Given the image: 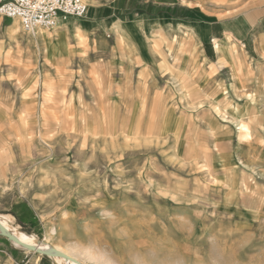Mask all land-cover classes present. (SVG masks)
I'll use <instances>...</instances> for the list:
<instances>
[{"label": "rangeland", "instance_id": "374dc122", "mask_svg": "<svg viewBox=\"0 0 264 264\" xmlns=\"http://www.w3.org/2000/svg\"><path fill=\"white\" fill-rule=\"evenodd\" d=\"M92 1L152 21L115 43L0 16V221L79 264H264V76L231 65L264 71V0ZM0 264L70 263L2 232Z\"/></svg>", "mask_w": 264, "mask_h": 264}, {"label": "built area", "instance_id": "2783aa9c", "mask_svg": "<svg viewBox=\"0 0 264 264\" xmlns=\"http://www.w3.org/2000/svg\"><path fill=\"white\" fill-rule=\"evenodd\" d=\"M86 14L81 0H0V16L19 20L31 34L42 29L54 31L61 18L80 19Z\"/></svg>", "mask_w": 264, "mask_h": 264}, {"label": "crops", "instance_id": "0c3cea01", "mask_svg": "<svg viewBox=\"0 0 264 264\" xmlns=\"http://www.w3.org/2000/svg\"><path fill=\"white\" fill-rule=\"evenodd\" d=\"M181 6H183L184 8L187 7L186 5H183V4H181ZM117 7H118V12L117 11L115 12V15L114 17H112V20L107 19L108 11L103 10L100 6H98V4H97V7L93 10V12L90 15H86L84 17V18H87V20H83V21L76 20L78 18H74V17L61 18L59 26L57 29L54 30V32L58 31L64 37H67L68 40L70 41L73 39H77V34L83 31L85 32L86 31H108L109 28H111L113 31H116V32L117 31H142V30L144 31V29H146V25L144 23L145 20L148 19L152 21L151 18H146L144 15L138 14V12L142 9V7H138L134 10H131L129 5L126 4L125 9L120 10V3H118ZM163 17H167L169 19H174V20H180V21H174V22L172 21V22L166 23L165 24L166 27L164 26L161 27L162 30L175 31L177 29V25L178 26L184 25V24L182 25V22H181L182 18H177L173 16L171 17L170 15H163ZM100 19L104 20L102 21L103 25H99L98 23L94 25V21L100 20ZM154 24H156V22L147 25V28L153 27ZM76 26L78 27L76 28ZM138 26L140 27V29ZM215 31H219V30L216 29Z\"/></svg>", "mask_w": 264, "mask_h": 264}, {"label": "bare ground", "instance_id": "6f19581e", "mask_svg": "<svg viewBox=\"0 0 264 264\" xmlns=\"http://www.w3.org/2000/svg\"><path fill=\"white\" fill-rule=\"evenodd\" d=\"M82 1H84L86 4H88V5H93V6H95V4H93V1L92 0H82ZM86 8H87V6H86ZM87 13H88V8H87ZM87 15V14H86ZM63 20V19H62ZM62 22V21H61ZM164 25V24H163ZM78 26H76V28H77ZM80 27V26H79ZM162 26H160L159 28L162 30V28H161ZM75 28V27H74ZM37 32V31H36ZM36 32H34V33H36ZM62 32V31H61ZM142 32H144V31H142ZM163 32L165 33V34H169V32L170 31H167V30H163ZM212 32V31H211ZM49 34V33H48ZM67 34H68V32H67ZM122 34H123V32L122 31H117V33H116V39H115V43H118V42H120L121 41V39H122ZM37 34H35L34 36H33V39H37ZM51 37V36H50ZM49 37V38H50ZM48 38V37H47ZM43 39V38H42ZM68 39V38H67ZM54 41V40H53ZM70 41H72V40H70ZM43 42V41H42ZM114 43V44H115ZM229 48H228V50L230 49V47H232V45H230L229 44V46H228ZM217 48V50L219 51V46H217L216 47ZM240 53V52H239ZM239 55V54H238ZM232 58V57H231ZM232 62H233V64H231L232 65V67H233V69L236 71V72H241L242 70H247L248 72H249V74H256V75H258V76H264V71L263 70H260L259 68H256V66L257 65H255V62L253 61V60H251L249 63H246V64H244V65H242V61L240 62V60H234V59H232ZM235 74V73H234ZM244 74V73H243ZM147 90V89H146ZM261 91H263L264 92V89L263 88H261ZM143 94V89L142 88H140V90H139V92L137 93V95H142ZM232 102V101H231ZM123 104V103H122ZM243 105V104H242ZM250 105V104H249ZM236 109V108H235ZM237 111V110H236ZM249 115V114H248ZM240 116V115H239ZM247 119V118H246ZM135 125V124H134ZM187 128V127H186ZM133 130H134V128H133ZM133 135V134H132ZM37 137V136H36ZM39 137V136H38ZM40 139V138H39ZM94 147V146H93ZM50 148V147H49ZM234 205V204H233ZM11 217V216H10ZM10 217H7V218H5V219H3V220H1L0 221V234L3 232H5V230L8 232V233H10L11 235H13V236H15L17 239H19V240H22V241H24V242H26V243H28V244H32V241H33V243L35 244V246H40V248L42 249V251H49V250H51V251H53V254L51 255V258L52 259H54V260H56L57 262H61L63 259H65V257L64 256H61V255H59V254H57L56 253V251H58V252H60V253H63V254H65V255H67L68 257H70L71 259H73V261L72 262H70V261H68L67 259H65L67 262H69L70 264H79L78 262H80L79 260H78V257H77V254L76 253H73L72 251H69V250H63L62 248H60V247H55V249L54 248H52V247H50L48 244H46L45 242H42V241H38V243L35 241V240H31L30 238H28L24 233H22L20 230H19V228H17V227H15L13 224H12V221H11V218ZM9 230H11V231H13V233H11ZM56 234V229H54V228H52L51 230H49L48 231V237H52V236H54ZM49 241V240H48ZM20 242V241H19ZM166 246V245H165ZM19 247V246H18ZM25 248V247H24ZM36 248H39V247H36ZM157 252H155V254H156ZM226 254V253H225ZM221 255H223V254H221ZM229 255V254H228ZM222 257V256H221ZM221 257L219 258V259H221ZM208 258H210V257H208ZM223 258V257H222ZM230 258V257H229ZM90 259V258H89ZM227 259V258H226ZM220 261H222V260H219V263H220ZM227 261V260H226ZM225 261V262H226ZM230 260L228 259V262H227V264H232V263H234V261L232 262V263H230L229 262ZM256 261V260H255ZM85 262V261H84ZM195 262V261H194ZM212 262V261H211ZM216 261H214V263H215ZM217 262H218V260H217ZM216 262V263H217ZM236 262V261H235ZM253 262V261H252ZM80 263H82V262H80ZM203 263V262H202ZM215 263V264H216ZM238 263V262H237ZM143 264H147L146 262H144ZM218 264V263H217ZM222 264H225V263H223L222 262Z\"/></svg>", "mask_w": 264, "mask_h": 264}, {"label": "water", "instance_id": "95a60500", "mask_svg": "<svg viewBox=\"0 0 264 264\" xmlns=\"http://www.w3.org/2000/svg\"><path fill=\"white\" fill-rule=\"evenodd\" d=\"M4 236L10 241V243L14 246V247H17L20 246V247H25L26 249L30 250V251H37L38 253H41V254H48V255H52L53 254V251L49 250V251H40L39 249H37L36 247H31V246H27V245H24L22 244L21 242H19L13 235H11L10 233H8L6 230L4 232ZM57 254L61 255V256H64L65 259H67L68 261L72 262L73 259H71L70 257H68L67 255L63 254V253H60L58 251H56Z\"/></svg>", "mask_w": 264, "mask_h": 264}]
</instances>
